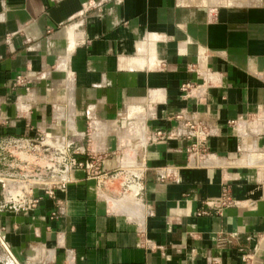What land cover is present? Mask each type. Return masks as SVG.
Wrapping results in <instances>:
<instances>
[{
  "label": "crops",
  "instance_id": "crops-1",
  "mask_svg": "<svg viewBox=\"0 0 264 264\" xmlns=\"http://www.w3.org/2000/svg\"><path fill=\"white\" fill-rule=\"evenodd\" d=\"M41 138L78 166L3 152L0 264H264V0H0V142Z\"/></svg>",
  "mask_w": 264,
  "mask_h": 264
},
{
  "label": "rangeland",
  "instance_id": "rangeland-1",
  "mask_svg": "<svg viewBox=\"0 0 264 264\" xmlns=\"http://www.w3.org/2000/svg\"><path fill=\"white\" fill-rule=\"evenodd\" d=\"M70 154L69 150H63L60 142L56 144L55 141L49 139L44 142L40 140L36 150H7V156L12 155L14 156L12 158L18 160L13 169L19 171L15 174L19 180L7 181V184L11 185L10 191L23 195L36 186H55L62 182L65 176H62L61 170L65 159H68V162L73 158L76 159ZM12 158L9 157V159ZM57 177H61L62 180H58Z\"/></svg>",
  "mask_w": 264,
  "mask_h": 264
},
{
  "label": "built area",
  "instance_id": "built-area-1",
  "mask_svg": "<svg viewBox=\"0 0 264 264\" xmlns=\"http://www.w3.org/2000/svg\"><path fill=\"white\" fill-rule=\"evenodd\" d=\"M25 81H26V78H24V77H18V79H17V83H24ZM190 88H191L190 84H187V85L182 87L183 91H188V90H190ZM175 119L178 122L177 130L174 133L175 136H181V137L188 138V139H196L197 143L194 145V147L196 145L198 146V144L202 145L205 142V140L208 136V132L205 131V126L203 125V123L197 122L196 120L188 118L182 114L176 115ZM164 137H166L165 133H163V132H157L156 133V138L162 139ZM40 140L42 142L45 141L43 138L39 139L37 142H35L33 144V147L31 150L37 149ZM21 144L22 143L19 140H9V141L0 142V160H2L4 158V155H3L4 151H7L8 148L20 147ZM75 161H76V159H74V158L69 160V162H68V159H65V163H64V166L62 167L61 171L63 173L62 176H66L67 179H63L62 182H60L58 184H62L70 178L71 170L77 165L74 163ZM84 168H86L91 173H95L98 170L97 167L95 165H93L92 163L86 164L84 166ZM0 178H2V175H0ZM18 197L20 198V196H18ZM39 202H40V198L32 197L27 202H23V200H21V202H18L16 204L12 203L11 206L14 208L17 207L21 210H27L31 207L37 206ZM233 204H234V200L231 196V192H230L229 188L224 189L222 198H221L217 208L228 207V206H231ZM0 240H1V236H0ZM244 261L247 263L246 257L244 258Z\"/></svg>",
  "mask_w": 264,
  "mask_h": 264
},
{
  "label": "bare ground",
  "instance_id": "bare-ground-1",
  "mask_svg": "<svg viewBox=\"0 0 264 264\" xmlns=\"http://www.w3.org/2000/svg\"><path fill=\"white\" fill-rule=\"evenodd\" d=\"M57 179H58V180H62L61 177H60V178L57 177ZM64 179H67V177L65 176ZM49 181H51V180H49Z\"/></svg>",
  "mask_w": 264,
  "mask_h": 264
}]
</instances>
